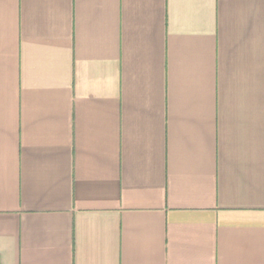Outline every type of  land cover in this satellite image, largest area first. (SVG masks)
I'll list each match as a JSON object with an SVG mask.
<instances>
[{"label":"crops","instance_id":"1","mask_svg":"<svg viewBox=\"0 0 264 264\" xmlns=\"http://www.w3.org/2000/svg\"><path fill=\"white\" fill-rule=\"evenodd\" d=\"M0 264H264V0H0Z\"/></svg>","mask_w":264,"mask_h":264}]
</instances>
